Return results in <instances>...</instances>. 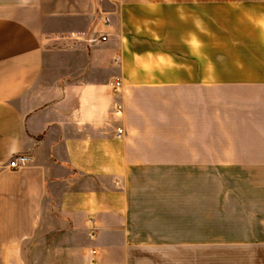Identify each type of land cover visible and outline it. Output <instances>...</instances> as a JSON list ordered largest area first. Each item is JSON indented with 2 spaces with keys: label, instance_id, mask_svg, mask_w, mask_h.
<instances>
[{
  "label": "crops",
  "instance_id": "1",
  "mask_svg": "<svg viewBox=\"0 0 264 264\" xmlns=\"http://www.w3.org/2000/svg\"><path fill=\"white\" fill-rule=\"evenodd\" d=\"M45 238L32 264H264V0H0V264Z\"/></svg>",
  "mask_w": 264,
  "mask_h": 264
},
{
  "label": "built area",
  "instance_id": "2",
  "mask_svg": "<svg viewBox=\"0 0 264 264\" xmlns=\"http://www.w3.org/2000/svg\"><path fill=\"white\" fill-rule=\"evenodd\" d=\"M105 21H106V23L108 22L107 19ZM99 40L101 42H106L107 41V36L103 35V36L100 37ZM119 87H120V82H117L116 85H115V91L116 92L118 91ZM116 109L119 110L120 108L116 107ZM123 134H124L123 129H118L117 136L121 137ZM30 160H31L30 157L27 156V155H23V154L16 155V156L12 157V159H10V161L8 163V168L11 169V170L22 169L23 167H25L30 162ZM93 230H94V233L92 234V236L95 235V230H96L95 226H93Z\"/></svg>",
  "mask_w": 264,
  "mask_h": 264
},
{
  "label": "rangeland",
  "instance_id": "3",
  "mask_svg": "<svg viewBox=\"0 0 264 264\" xmlns=\"http://www.w3.org/2000/svg\"><path fill=\"white\" fill-rule=\"evenodd\" d=\"M50 239L49 238H45V239H41L37 242V244H33L30 246H27L26 250V254H27V258H28V262L29 264H32L34 261H39L41 260V254L42 252L40 251V248H43L44 246H46L47 244H49ZM35 245V246H34ZM32 250V252L30 253L29 250Z\"/></svg>",
  "mask_w": 264,
  "mask_h": 264
}]
</instances>
